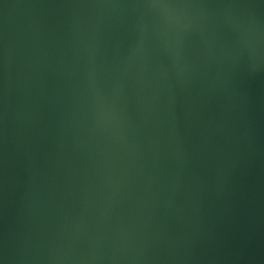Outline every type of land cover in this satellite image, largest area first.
<instances>
[{"label":"water","instance_id":"obj_1","mask_svg":"<svg viewBox=\"0 0 264 264\" xmlns=\"http://www.w3.org/2000/svg\"><path fill=\"white\" fill-rule=\"evenodd\" d=\"M0 264H264V0H0Z\"/></svg>","mask_w":264,"mask_h":264}]
</instances>
